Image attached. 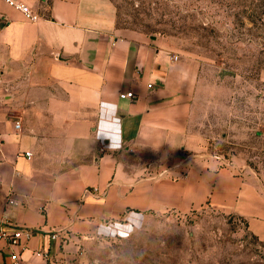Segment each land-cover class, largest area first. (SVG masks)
<instances>
[{"label": "crops", "instance_id": "0c3cea01", "mask_svg": "<svg viewBox=\"0 0 264 264\" xmlns=\"http://www.w3.org/2000/svg\"><path fill=\"white\" fill-rule=\"evenodd\" d=\"M23 1L37 21L0 0V222L32 231L21 264H73L92 240L203 206L264 239L252 169L185 151L194 56L118 27L107 0Z\"/></svg>", "mask_w": 264, "mask_h": 264}, {"label": "rangeland", "instance_id": "374dc122", "mask_svg": "<svg viewBox=\"0 0 264 264\" xmlns=\"http://www.w3.org/2000/svg\"><path fill=\"white\" fill-rule=\"evenodd\" d=\"M115 23L199 62L186 152L251 168L264 183V0H107ZM73 264H264V239L234 213L165 210Z\"/></svg>", "mask_w": 264, "mask_h": 264}, {"label": "built area", "instance_id": "2783aa9c", "mask_svg": "<svg viewBox=\"0 0 264 264\" xmlns=\"http://www.w3.org/2000/svg\"><path fill=\"white\" fill-rule=\"evenodd\" d=\"M9 6L20 11L25 18L30 21H37L40 17L33 8L25 3L23 0H3ZM121 98L132 97L131 92L121 93ZM15 127L19 128V122L15 123ZM26 155L29 157L31 155L30 152H27ZM8 203H13L12 199L8 200ZM32 236V231L25 227H16L8 224V222H0V239L5 240L8 251V264H21L20 257L18 252L13 248L15 245H19L21 247L24 246V242L27 241Z\"/></svg>", "mask_w": 264, "mask_h": 264}]
</instances>
